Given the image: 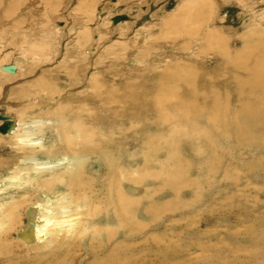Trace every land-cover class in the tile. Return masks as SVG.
I'll return each mask as SVG.
<instances>
[{"label":"bare ground","instance_id":"6f19581e","mask_svg":"<svg viewBox=\"0 0 264 264\" xmlns=\"http://www.w3.org/2000/svg\"><path fill=\"white\" fill-rule=\"evenodd\" d=\"M253 1L255 0H242L246 5ZM199 2L202 3L199 7L198 0L181 3L176 11L168 16L165 26L170 29L179 22L180 32L172 34L173 36L185 35L196 41L202 40L207 47L217 50V60L223 61L227 73L230 69L237 73L241 70L249 75V80L237 83L230 94L223 95L210 90L211 87L215 88L213 79H206L204 75V89L208 96L200 94L198 80L201 73L187 64H182L183 67L178 70L181 72L176 70L172 71L171 76L156 78L157 82L164 86L158 87L159 91L154 89L151 94L144 89L146 80H140L138 86L133 82L134 78L115 69V61L106 70L95 69L94 65H99L101 60H93V54L98 52L97 48H94V51L86 46L93 36L90 29L98 21H102L96 31L101 36V26L111 27L112 19L107 20L97 12L94 0H83L80 9L90 25L86 26L85 30L82 29L75 38L76 45L73 48L82 52L73 56L68 48L64 52L59 66L67 72L63 76L66 79H63V83L68 81L65 82L68 92L62 99L49 102L53 103L51 110L43 109V92L46 89L36 95L32 90V87L42 89V84L45 83L43 76L33 80L24 76L21 81L15 83L21 85L30 81L25 83L29 87L9 89L2 88L3 84L0 83V152L6 147V140L2 138H12L15 151L13 158H5L0 153V260H4L0 261V264H127L134 259L132 253L135 246L131 236L123 238L128 243L116 242L123 229L130 227L129 235H137L138 231L146 230L147 227L143 224L135 231L134 222L136 217L146 216L149 209L143 208L137 216L138 201L129 196L134 195V187L144 185L147 176H150L151 162L157 160L168 145V141L163 143L162 139L157 140L154 145L150 144L153 138L141 133L139 128L142 124L139 125L134 120L136 116L150 112L152 107L156 108L159 118L163 121L168 113L167 105L172 104V101L191 99L193 105L182 106L188 115L191 112L201 114L200 105L217 109L227 104L228 112L235 113L234 116L230 119L227 116L229 113H223V117H213L209 113V132L201 133L200 139L204 137L210 144L211 152L218 156L223 152L227 154L228 149L219 148L222 145L214 139L216 133L220 134L222 141L234 139L235 147L251 148L252 145L254 148H264V49L259 43L264 40L262 19L254 17V20H250V25L258 26L260 34L246 33L240 38L241 49H233L231 42L225 39L227 36L224 31L216 28H207L200 39L202 26L215 20L216 8L214 2L209 0ZM195 11L197 15L194 19ZM253 16L261 17L258 14ZM122 22V25L128 24L125 17L114 24ZM186 24L188 26L184 27ZM256 40L259 42L254 45ZM101 43L102 39L98 40L96 46L99 47ZM41 45L39 49L44 50L42 46L45 44ZM34 48H38V45ZM192 48L190 40L181 47L183 52H190L192 55L187 58L189 64H194L193 61L197 60L200 53V50L196 53ZM253 51L256 52L254 55ZM79 65L84 66L81 68ZM20 73V65L0 62V77L18 79ZM48 90L55 96L58 89L49 87ZM14 95L18 102L10 104ZM148 98L150 102H147ZM62 101L74 104L67 114L66 108H57L58 103ZM35 104L40 108V113L28 115L27 110L35 109ZM15 107L24 108V112L13 114L11 111ZM48 132H58L60 148L56 145V140L48 136ZM182 149L183 144L176 146L177 156ZM256 163L262 164L264 160L258 159ZM144 188L145 185L137 192H142ZM197 198L202 201L200 196ZM230 202L216 200L209 204L205 202L202 207L213 216L218 213L224 216L223 213L227 215V211L230 212L229 206H233ZM232 211H236L239 217L242 216L240 208ZM103 224L108 228H103ZM241 224L240 221L236 226H226L224 237L205 233L207 236H204L202 241L199 240L202 237L197 236V239L188 238L183 243L181 239L184 236L196 234V231L189 228L188 233L169 229L167 235L170 234L172 241H162L164 244L161 243L162 245L155 247L152 252L153 257L159 264H245L246 251L242 230L236 229ZM114 225L119 228L110 229V226ZM103 233L107 236L106 243L101 239ZM88 237L90 249L99 243L101 249L111 248L106 259L93 258L92 262L81 260L80 247H83ZM113 245L115 246L112 247ZM63 249L65 258H58ZM197 251H200L201 255L194 257L195 262L189 263V257ZM260 253L261 246L258 244L255 256L258 258ZM253 264L262 263L255 258Z\"/></svg>","mask_w":264,"mask_h":264},{"label":"rangeland","instance_id":"374dc122","mask_svg":"<svg viewBox=\"0 0 264 264\" xmlns=\"http://www.w3.org/2000/svg\"><path fill=\"white\" fill-rule=\"evenodd\" d=\"M20 1L0 0V62L21 66V75H18V79H6L1 76L0 83L3 84L2 88H21L27 86L25 83H30V81H27L21 85L15 84L23 79L21 77L25 76L29 80H33V78L43 76L45 83L42 84V89L40 87H32V90L36 95L39 91L46 89L43 92V103H45L43 109L49 111L53 107V103L49 102L58 98L62 99L68 92L65 86V82L67 83L68 81L63 83L66 80L63 76L67 72L61 70L59 66L64 52L67 48L72 56L82 52L73 48L76 45L75 38H77L78 33L82 29L85 30L86 26L90 24L87 22L88 19L85 17L84 12L80 9L83 6V0ZM94 1L97 12L104 16L105 19L107 18V20L112 19L111 27L101 26V36L96 31L98 24H102V21L94 22L97 24L90 29L93 32V36L90 39L91 42L89 41L86 46L94 51L97 48L98 54H93V60L95 59L96 62L97 59L101 60V65L95 66L93 64L95 69L106 70L115 61V69L132 79L134 78L133 82L138 84V86H140V80H146L144 89L150 94L151 91L154 92V89L159 91L158 87L164 86V84L158 83L156 78L171 76L172 71L176 72V70L181 72L178 70L183 67L182 64L190 65L201 73L198 80V88L203 96H208L204 89L205 78L213 79L215 88L211 87L210 90L217 91L223 95L232 93L237 83L249 80V75L241 70L238 73L234 71V73L229 69L227 73V68L223 61L217 60L216 55L219 54L217 50L207 47L202 40L196 41L185 35L180 37L173 36L172 34L180 32L179 22H176L170 29L166 28L165 21L168 16L176 11L181 3L183 4L187 0ZM209 1L214 2L216 8L215 20L202 26V37L200 35V39L203 38L207 28H216L219 31H224L225 36H227L225 39L227 42H231L233 49L240 50L242 47L240 38L243 35L246 33L260 34L258 26L256 24L250 25V20H254V17L261 18L264 24V0H255L249 5L243 3L242 0ZM200 3L198 0V7L202 4ZM255 14L261 17L253 16ZM196 15L195 11L194 19ZM118 17H125L128 20V24L122 25L124 24L122 22L115 25L114 19ZM262 23L260 24L261 27L264 26H262ZM187 26L188 24L184 27ZM101 39L102 43L99 44V47L98 45L96 46L98 40ZM189 40L192 42V49L196 53L200 50L197 60L193 61L194 64L187 63V58L192 56L191 53H185L181 50L184 43ZM41 42H43L42 45L47 44L48 46H42ZM258 42L259 40H256L253 44L256 45ZM259 43L261 48L264 49V40ZM37 45L38 48L35 49L34 47H37ZM40 45L44 47V50L43 48L39 49ZM255 53L253 51V55ZM79 66L82 68L84 65ZM205 70L209 71V73ZM44 74L47 75L45 76ZM151 79L155 82L151 81ZM49 87L58 89L55 96L50 93ZM183 89H186V87H183ZM59 92H61L60 95L58 94ZM145 101L143 98V102ZM17 102L14 95L9 103ZM147 102H150L149 98ZM37 104H35V109L30 108L26 113L31 116L39 114L40 108L36 106ZM72 105L74 104H67L62 101L58 103L57 108L60 106L66 108L67 114L73 107ZM191 105H193L191 99L180 102L172 101V104L168 103V113L163 121L159 118L154 107L147 114L138 115L135 117L136 119L134 118L136 123L142 124L139 131L153 138L150 144L154 145L157 140L162 139L163 143L168 141V145L165 146L164 152L157 157V160L151 162L149 167L150 176H147L144 182V190L138 193L137 191H141L144 185L139 188L136 186L134 187V195L129 196L138 201L136 205L137 216L143 208L144 210L149 209L146 216H142L143 218L141 216L136 217L134 222L135 231L138 230V226H143V224L146 225V230L138 231L137 235H129L130 229L128 228L130 227L127 228L128 230L123 229L120 231V236H118L119 239L116 243L119 244L123 241L128 243L123 238L128 236L133 238L132 244L135 246V251H133L132 255L134 259L127 264H159V261L153 257L152 252L155 247L162 245L161 243L172 241L170 234L167 235L169 229L189 233L188 229L190 228L195 230L196 234L198 233L197 235L191 233L184 236L181 239L182 243L188 238L197 239V236L202 237L199 239L202 241L207 236L206 234L214 235V237L217 235L224 237L227 232L226 226H236L241 221L242 224L236 229L242 230L246 263L253 264L256 258L260 263L264 264V163H256L258 159L264 160V148H254L252 145L251 148L235 147L233 144V141L235 142L234 139L222 141L220 134L216 133L214 139L222 145L219 148H224L225 150L227 148L228 150L227 154L223 152L221 156L214 154L211 152L210 144L204 137L200 139L199 136L201 133L209 132L208 130L211 126L208 120L209 113L213 117H223L225 116L224 114L229 113L228 105L225 104L226 106L217 109L210 108V106L204 108L200 105L201 114L198 113L196 115L191 112L188 115L182 106ZM232 105L234 106L235 104ZM11 112L13 114L15 112H24V108L15 107ZM234 114L229 113L227 116L231 119ZM48 136L55 139L56 145L60 148L61 143L59 142L60 136L58 132H48ZM2 139L6 140L4 142L6 147L0 153L5 158H13L15 155L14 140L12 138ZM181 144H183V149L180 155L177 156L175 148ZM224 153L225 155H223ZM0 173L2 172L0 171ZM197 196H200L202 201H198L199 198L196 199ZM216 200L231 201L230 204L233 205V208L229 206L231 213L227 211L228 214L225 215L223 213L224 216L222 214L220 216L219 213L214 216L207 213L202 205L205 202L209 204ZM224 202L227 203L226 201ZM235 208H240L242 211L241 217L236 211H232ZM101 226L105 229L108 228L105 224ZM118 228L119 226L117 225L110 226L112 230H117ZM144 232L145 234H143ZM123 233L125 234L124 236ZM259 235L263 236V239L258 237ZM103 236L101 239L103 243H106L107 236L105 233H103ZM253 239L255 240L253 241ZM154 240L156 243H154ZM131 241L129 242L131 243ZM84 242L83 247H80L81 260L84 262H92L93 258L96 259L98 257L106 259L110 254L111 248L110 250L108 248L101 249L100 243L90 249L89 237ZM258 244L261 246V253L257 258L255 254ZM59 254L58 258H65L63 255L65 254L64 249ZM194 254V256L189 257V263L195 262L196 259L194 257L200 256L201 252L197 251ZM145 260L146 262H144Z\"/></svg>","mask_w":264,"mask_h":264},{"label":"water","instance_id":"95a60500","mask_svg":"<svg viewBox=\"0 0 264 264\" xmlns=\"http://www.w3.org/2000/svg\"><path fill=\"white\" fill-rule=\"evenodd\" d=\"M120 19H122V17L115 18V19H114V23L116 24Z\"/></svg>","mask_w":264,"mask_h":264}]
</instances>
